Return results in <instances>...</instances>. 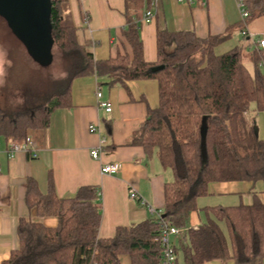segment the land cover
I'll return each instance as SVG.
<instances>
[{
	"label": "trees",
	"instance_id": "16d2710c",
	"mask_svg": "<svg viewBox=\"0 0 264 264\" xmlns=\"http://www.w3.org/2000/svg\"><path fill=\"white\" fill-rule=\"evenodd\" d=\"M154 1L126 0L123 37L130 56L95 61L88 41L77 36L67 0H51L53 48L65 76L54 83L56 97L52 102H32L25 96L20 107L0 104V137L6 143L21 144L31 131L46 129L51 111L67 104L70 84L77 77L106 78L108 86L154 80L158 105L148 110L131 142L147 152L155 150L161 165L172 172V181L164 185L162 213L155 219L117 228L113 238L99 239L101 208L93 188H81L73 198L58 199L51 184L42 194L34 180H29L27 208L35 209L38 217L56 218L57 225L48 228L20 219L19 247L1 264H120L121 255H128L131 264H161L160 234L165 226L185 230L184 264L228 259L256 264L264 258V204L260 202L209 208L204 223L186 229L189 215L197 210V199L206 196L210 183H261L264 190V138L246 118L250 110L264 112V52L236 45L216 53L229 35L198 38L192 32L158 28L156 61L146 62L133 19L138 18L141 7L151 11ZM242 3L247 20L264 15V0ZM245 62L251 64V71ZM160 66L162 69L153 70ZM203 118L207 126L206 162L200 156Z\"/></svg>",
	"mask_w": 264,
	"mask_h": 264
},
{
	"label": "crops",
	"instance_id": "0c3cea01",
	"mask_svg": "<svg viewBox=\"0 0 264 264\" xmlns=\"http://www.w3.org/2000/svg\"><path fill=\"white\" fill-rule=\"evenodd\" d=\"M67 2L77 36L82 42L88 41V50L95 61L124 54L130 56V47L123 37L127 25L126 0ZM145 12V7H141L137 11L138 18L133 20L138 26L144 60L150 63L157 58L158 28L169 32L188 31L198 38L227 34L229 37L216 48L221 50L219 53L236 45L259 50L257 42L264 39V15L243 19L237 0H155L149 23L142 22ZM244 64L251 71V64ZM97 91L100 98L96 97ZM101 102L111 104L109 113L99 106ZM66 105L51 111L46 129L28 136L35 158L22 152L8 158L4 149L11 143L0 137V264L19 247L17 225L20 219H29L48 228L57 225L56 218L38 217L35 209L27 208L25 195L29 180H34L42 194L51 184L58 199H70L81 188H93L101 208L99 239L113 238L117 228L155 219L163 211L164 185L172 181V172L161 165L155 150L147 152L141 145L131 142L148 110L158 105L157 82L137 80L124 86H108L106 78L77 77L70 84ZM260 117L263 120L261 112L250 110L246 118L255 124ZM91 125L98 128L97 133L89 132ZM101 141V161L92 160L89 152ZM111 163L120 164L119 173L102 174L100 165ZM130 188L144 205L128 198ZM256 201L264 204L261 184L210 183L206 196L197 199V210L189 215L186 229H195L204 223L209 208L250 205ZM184 236L182 232L170 238L177 251V264L186 245ZM119 260L120 264H131L128 255H121ZM206 264L237 263L228 259ZM256 264H264V258Z\"/></svg>",
	"mask_w": 264,
	"mask_h": 264
},
{
	"label": "rangeland",
	"instance_id": "374dc122",
	"mask_svg": "<svg viewBox=\"0 0 264 264\" xmlns=\"http://www.w3.org/2000/svg\"><path fill=\"white\" fill-rule=\"evenodd\" d=\"M52 51V56H54L52 64L47 69L38 67L28 57L25 47L0 19V104H17L20 107L25 96H29L32 102L37 103L43 99L47 103L55 100L56 86L54 83L65 75L62 63L56 58V49L52 48ZM219 51L221 50L216 49V53ZM255 126L258 135L264 138V121L261 117L256 119ZM35 132L37 131H31L29 135ZM178 263L183 264L180 254Z\"/></svg>",
	"mask_w": 264,
	"mask_h": 264
},
{
	"label": "water",
	"instance_id": "95a60500",
	"mask_svg": "<svg viewBox=\"0 0 264 264\" xmlns=\"http://www.w3.org/2000/svg\"><path fill=\"white\" fill-rule=\"evenodd\" d=\"M51 8V0H0V18L25 47L29 57L41 67H48L53 61ZM160 69L162 66L153 70ZM206 133L207 126L203 118L199 128L202 162L207 160Z\"/></svg>",
	"mask_w": 264,
	"mask_h": 264
},
{
	"label": "built area",
	"instance_id": "2783aa9c",
	"mask_svg": "<svg viewBox=\"0 0 264 264\" xmlns=\"http://www.w3.org/2000/svg\"><path fill=\"white\" fill-rule=\"evenodd\" d=\"M238 2V7L240 9V14L243 19H246L248 17V12L244 9L242 0H237ZM152 19V13L151 11H146L143 14L142 22L143 23H149L150 20ZM244 34V33H243ZM257 46L261 49H264V39H260L257 42ZM96 97L100 98L101 95L97 91L96 92ZM101 108H103L106 112L111 111V104L106 103V102H101L99 104ZM263 120H264V112L262 113ZM89 132L91 133H97L98 128L91 125L89 127ZM103 142L101 141V144L98 145L97 147L93 148L90 150L89 155L92 160L95 161H101V152H102V145ZM4 152L8 156V158H13L17 153H24L32 158L36 157L35 150L33 148V143L32 140L27 137L21 144H14L11 143L9 144L5 149ZM121 170V166L118 163H111V164H101L100 165V172L102 174L106 175H115L119 173ZM128 198L132 201H137L140 205H144L145 202L142 201L139 197V195L135 192L133 188H130L128 191ZM184 232L182 229H178L172 226H165L160 234V245H161V255H162V261L161 264H177L176 262V255H175V250L174 247L170 241L171 237L178 236Z\"/></svg>",
	"mask_w": 264,
	"mask_h": 264
}]
</instances>
